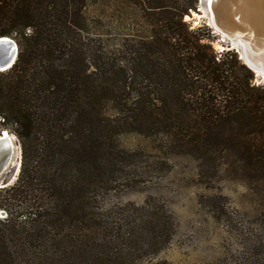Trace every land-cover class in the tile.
<instances>
[{"label": "trees", "instance_id": "trees-1", "mask_svg": "<svg viewBox=\"0 0 264 264\" xmlns=\"http://www.w3.org/2000/svg\"><path fill=\"white\" fill-rule=\"evenodd\" d=\"M83 5L0 0V37L14 36L18 47L14 64L0 72V129L12 132L21 155L16 180L0 188V264H138L172 236L161 206L96 204L109 190L96 162L115 129L96 110L114 92L116 79L108 82L105 73L112 75L108 70L118 58L84 35ZM146 10L160 26L156 41L142 43L140 59L118 69L120 98L134 111L128 123L162 131L179 153L213 164L224 143L208 132L231 121L241 169L264 178V88L251 85V72L235 53L216 55L200 35L189 33L183 7ZM126 157L132 154L106 158L115 165ZM208 206L217 217L224 214L215 200ZM259 217L264 229V212ZM251 236L241 264H264V232Z\"/></svg>", "mask_w": 264, "mask_h": 264}, {"label": "rangeland", "instance_id": "rangeland-1", "mask_svg": "<svg viewBox=\"0 0 264 264\" xmlns=\"http://www.w3.org/2000/svg\"><path fill=\"white\" fill-rule=\"evenodd\" d=\"M198 3L199 0H84L79 17L84 35L96 39L105 51L122 60L117 64L115 58L116 63L108 70L112 73L110 77L105 73L108 82L116 79L114 92L107 94L96 110V116L111 120L115 127L109 132L106 152L96 162V174L109 189L97 196L96 204L107 209L123 204L161 206L173 226L169 243L141 258L138 264H241L243 256L251 251L252 232H264L259 220L264 212V178L246 167L241 169L244 164L239 158L237 125L222 121L210 129L208 138L224 145H219L213 153V164L205 163L176 151L166 133L153 129L141 131L139 124H129L134 111L128 112L127 98H120L119 67H127V62L135 64L142 55L139 50L142 43H155L154 30H160L159 23L147 15L148 5H163L170 11L183 7L182 22L189 33L200 35L216 55L226 51L235 53L208 27L205 16L198 12ZM6 37L17 45L14 36ZM234 70L243 74L237 67ZM251 75V85L264 88L258 77L252 72ZM70 116L73 119L74 114ZM0 130L7 131L13 139L12 163L18 150L20 154L18 142L8 128ZM121 152L132 157L115 165L106 158H115ZM203 168L211 169L201 173ZM212 200L219 203L224 214L217 217L208 206ZM3 216L0 212V217Z\"/></svg>", "mask_w": 264, "mask_h": 264}, {"label": "water", "instance_id": "water-1", "mask_svg": "<svg viewBox=\"0 0 264 264\" xmlns=\"http://www.w3.org/2000/svg\"><path fill=\"white\" fill-rule=\"evenodd\" d=\"M198 12L206 18L208 27L238 55L264 86V0H199ZM17 45L8 37H0V72L8 70L17 57ZM12 137L0 132V188L17 178L20 154H15ZM11 164V165H10Z\"/></svg>", "mask_w": 264, "mask_h": 264}, {"label": "bare ground", "instance_id": "bare-ground-1", "mask_svg": "<svg viewBox=\"0 0 264 264\" xmlns=\"http://www.w3.org/2000/svg\"><path fill=\"white\" fill-rule=\"evenodd\" d=\"M204 13V12H203Z\"/></svg>", "mask_w": 264, "mask_h": 264}]
</instances>
